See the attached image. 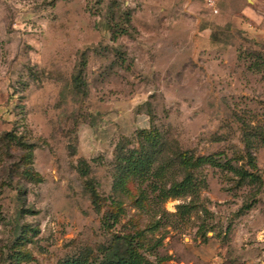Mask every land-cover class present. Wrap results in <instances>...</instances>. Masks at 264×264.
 <instances>
[{
    "label": "rangeland",
    "instance_id": "1",
    "mask_svg": "<svg viewBox=\"0 0 264 264\" xmlns=\"http://www.w3.org/2000/svg\"><path fill=\"white\" fill-rule=\"evenodd\" d=\"M253 53L264 0H0V264L95 256L133 234L152 264H264V146L250 160L242 137L264 128ZM152 128L159 174L114 189L116 154ZM180 152L256 177L205 164L196 192L158 196L150 185L183 177Z\"/></svg>",
    "mask_w": 264,
    "mask_h": 264
},
{
    "label": "trees",
    "instance_id": "2",
    "mask_svg": "<svg viewBox=\"0 0 264 264\" xmlns=\"http://www.w3.org/2000/svg\"><path fill=\"white\" fill-rule=\"evenodd\" d=\"M252 61L249 63V68L256 72L264 74V58L259 53H253ZM79 68L76 75L73 76V83L77 87L81 81V74L86 65L85 52L80 55L78 63ZM245 128V127H244ZM139 139L142 141L139 150L131 149L128 152L122 153L123 150L116 154V172L114 179V189H124L123 182L128 177L146 178L149 174H159L158 171H151V165L160 159L162 152L161 133L155 129H142L138 132ZM242 137L244 141L245 153L250 160L251 147L253 140H257L264 146V128L260 125H250L242 130ZM28 163L30 162V153L26 156ZM179 165L184 170L183 177L178 181H173L168 188L161 189L156 184L150 185L151 191H157L158 196L177 197L186 193H194L197 191V186L200 185V179H195L192 172L193 169L201 165H211L220 168L227 167L228 171L233 172L239 176V180L243 182L245 178L253 181L256 177L252 172L243 170L241 167H234L230 163L224 161L221 163L219 159L212 155L192 157L186 152H180L178 155ZM254 166V165H253ZM28 178L35 176L31 165H27L24 170ZM95 192L94 190H91ZM95 195V193H93ZM115 220V219H114ZM22 237V236H21ZM139 234L133 235H113L110 241L99 248L98 255L89 256L85 254H78L77 256H68L58 261L57 264H152L145 259L143 253L140 251L142 245L139 244ZM22 256H25L22 254ZM12 264H17L20 260L19 255L11 257ZM14 260V261H13Z\"/></svg>",
    "mask_w": 264,
    "mask_h": 264
}]
</instances>
